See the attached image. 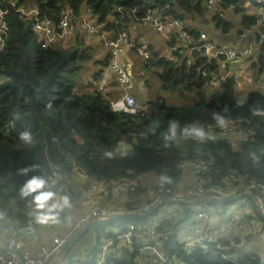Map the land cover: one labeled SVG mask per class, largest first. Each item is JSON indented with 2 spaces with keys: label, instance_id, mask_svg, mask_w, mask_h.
<instances>
[{
  "label": "trees",
  "instance_id": "obj_1",
  "mask_svg": "<svg viewBox=\"0 0 264 264\" xmlns=\"http://www.w3.org/2000/svg\"><path fill=\"white\" fill-rule=\"evenodd\" d=\"M207 4L208 0H16L15 6L35 7L43 19L54 23L66 9L75 16L87 11L110 34L132 27L140 29L138 21L150 8L164 16L183 19L194 41L200 32L208 35L207 30L218 36L234 31V22L222 18L220 13L233 8L237 14L244 9L242 0H217L213 9ZM15 6H11L10 0H0L7 27L5 45L0 50V218L7 228L30 225L31 201L36 193L22 197L20 190L32 177L46 180L43 191L55 178L58 184L66 187L71 202L76 171L82 175V190L91 182H103L111 192L115 183L133 181L135 184L121 196V207L111 209L110 204L102 205L110 211L134 214L142 213L150 201L145 198L147 191H180L186 182V173L191 179L198 177L206 187L214 186L226 192L239 193L252 179L264 184V116L253 115L254 109H264L261 90L252 89L240 94L230 78H220L218 87L210 86L209 78L203 77L200 70L206 68L210 74H219V63L207 62L196 53L178 54L176 60H166L162 57L164 48H178L181 44L171 33L165 38L162 49L154 50L150 45L151 59L139 57L137 65L143 72L155 75L161 90H176L175 93L186 95L187 103L171 104L158 96L142 100L140 95L133 93L135 100L146 107L135 114L114 112L110 109V101L117 95L113 90L115 87L104 94L96 84L83 82L82 74L92 56L82 48V35L71 36L68 45L43 47L33 22L21 17ZM239 22L240 28L235 34L248 38L240 44L253 40L258 44L249 65L251 74L257 78L258 74L264 73V39L260 37L264 34V25L257 14H243ZM252 29L256 31L253 36L249 32ZM209 37L216 39V36ZM138 39L132 35L131 41L137 45ZM216 44L221 43L216 41ZM109 57L102 67L108 65ZM100 71L91 81L99 78ZM148 77L144 76L145 85L142 86L147 87ZM238 101L243 104L238 105ZM214 112L224 115L229 125L235 123V132L222 134V129L213 120ZM171 122L178 125L177 136L166 142L162 134ZM193 124L210 131L214 138L206 141L183 138L179 129ZM240 130L246 133H236ZM23 132L31 135L30 142L20 139ZM257 146L259 157L242 162L243 154ZM106 152L113 155L107 157ZM198 163L205 164V168L197 172L194 165ZM186 165L189 166L185 170ZM52 166L58 168L55 174ZM145 173L154 174L155 180L144 186L138 185L140 176ZM161 175L168 176L171 182L161 185ZM254 195L261 199L264 209V196L258 191ZM202 198L205 199L191 204L199 206L198 210L184 202L179 204V209L173 210L176 216H162L166 218L163 225L167 227L161 238L162 250L169 258L165 264H264L254 251L242 248L250 240L248 237L240 239L239 235L236 241L208 243L207 249L195 248L189 252L181 249L178 233L182 224H189L197 218L199 210H207V207L216 209L219 206L220 211L226 213V208L244 199L243 206H249V213H242L238 224L248 223L251 219L264 223L255 199L250 196L229 202ZM169 203L161 201L156 211L140 218L96 222L86 233L94 231L95 243L99 246L104 239L116 236L115 233L124 231L129 224L137 228L153 220L157 211ZM238 232L241 234V230ZM118 244L119 240L113 241L105 264H143L135 244L129 248Z\"/></svg>",
  "mask_w": 264,
  "mask_h": 264
},
{
  "label": "built area",
  "instance_id": "obj_2",
  "mask_svg": "<svg viewBox=\"0 0 264 264\" xmlns=\"http://www.w3.org/2000/svg\"><path fill=\"white\" fill-rule=\"evenodd\" d=\"M10 1L11 6L16 5V0ZM216 1L217 0H208L207 6L210 9H213ZM246 2L255 5V14L260 17V22L262 25H264V0H242V3ZM15 10L21 17L33 22L34 30L36 31L43 47L63 43L74 29V23L78 24L80 28L88 35H97L103 32L102 44L109 47L108 53L113 61L100 71L99 78L95 80L97 89L105 94L108 93L112 87L118 88L117 96L110 101V109L114 112L135 114L139 111H142L146 107V105L137 102L133 94L130 92L134 85L133 77L135 75L133 70L115 61L119 53L126 49L133 51V53L138 55L143 60H150L152 57L149 51L150 45L146 39L140 36L138 39V44L135 45L128 36V31L125 30L112 33L110 36V33L104 31L94 17L89 18L88 12L75 16L70 9H66L61 13L59 21L54 23L53 21L43 19L39 14L38 9L35 7L28 6L25 8L21 6H15ZM4 15L5 11L0 10V50L5 45L7 33ZM220 15H222V12ZM138 24L140 25V29L155 31L163 35L165 38H167L169 34L174 33L180 40L181 44L178 45V48H164L162 57H164L166 60H176V55L178 54H184L186 56V53H196L199 57L206 59L207 62H218L221 69L219 74H210L206 68L200 70L203 77L209 78L208 84L212 87H218L220 78H230L235 82V87L239 90L242 85V74L245 72L248 73L250 71L249 65L251 64V59L254 57L258 46L254 40L242 44L238 49L230 45H216L215 40L210 38L206 32H200L199 38L197 41H194L189 34L186 28V23L183 19L177 16H164L161 14V12H158L153 8H150L146 12L145 16L138 21ZM260 37L264 39V34H260ZM189 62L190 61H188V63ZM263 78L264 73L257 75L256 80L258 81V86L254 87L253 89L261 90L264 94V86L262 85ZM113 82L116 84L115 86H112ZM235 125L236 124L233 122L230 123L227 128L222 129V134H225L226 132H235ZM236 133L245 134L246 132L240 130ZM182 137L185 138L184 136ZM187 166L189 165L184 166L185 170ZM194 168L198 172L199 170L205 168V164H195ZM55 169L58 170V168L54 166L52 171L54 172ZM77 174L81 177L79 173ZM191 182L195 183V186L192 187L193 189H189L187 191L188 193H186V188L182 191V193H180V191L171 192L169 189L147 191L146 195H150L151 199H148L150 201H148L143 207V212L149 210L155 203H160V199L164 196H168L170 202L174 200V202L178 203H184L189 199L197 197L222 198L227 196H235L237 194L246 192L254 193L255 191H258L264 196V184L254 179L248 180L242 187V191L239 193L235 191H221L214 186L206 187L198 179V177H193ZM133 184H135L133 181L115 183L111 188V192L118 194L123 191H127L128 187ZM53 189H55L59 195L68 194L66 187H64L62 184H58L55 178H53L50 186H48L44 191L53 192ZM82 192L83 195L80 202L81 213H79L77 219L70 225L68 229H66L65 233L62 234L61 237H53L51 243L41 246L36 254H32L29 251H23L19 257H16V249L20 248V243L17 240V234L25 233L33 236L36 234L40 225L34 224L31 227L20 226L16 229H12L10 234L11 236L7 240L5 247L0 249V264H57L54 260L55 257L57 255L61 256V253L65 251L63 250V247L66 242L78 230H80L88 220L91 222L88 229L92 230V225L94 223L106 221L109 215L112 213H117V211H110L101 203V197L108 192V185L106 183L91 182L87 188L82 190ZM258 199L259 204L261 207H263L261 199L259 197L257 200ZM244 203L246 202L244 199H242L238 206L230 209L227 214L230 220L238 219L239 213H249V209H246L248 206L244 207ZM176 208L179 209L180 206ZM208 211L209 210H199L197 218L206 220L208 218ZM62 216L63 213L61 214V217ZM164 219L166 218H162L161 215L156 214L153 220L145 224H140L137 228H135L133 224H129L124 231L115 233L116 236L112 238L104 239L99 246H97L95 243V232L91 231L90 235L92 242L90 247L81 254L78 253L77 250V257L71 262L66 261L64 264H105L110 254L109 249L114 240H122L131 246L133 244V240H138L141 238L143 239V237L147 238V240L141 241L139 245H136L141 254L140 259L142 263L165 264L166 262H169V258L166 254H164L161 243V238L167 231V227L163 225ZM231 225L234 226L235 223H231ZM207 228L208 227L202 230L196 225L194 227L192 226L194 232L193 238L185 241L178 240L181 249L187 252L195 248L207 249L208 243L216 242ZM176 261L177 260L174 259V262ZM179 263L183 264L182 262Z\"/></svg>",
  "mask_w": 264,
  "mask_h": 264
},
{
  "label": "crops",
  "instance_id": "obj_3",
  "mask_svg": "<svg viewBox=\"0 0 264 264\" xmlns=\"http://www.w3.org/2000/svg\"><path fill=\"white\" fill-rule=\"evenodd\" d=\"M242 7L244 9H241L240 11H238V13L236 14L233 10V8H229V9H224V11H222V18H227L228 20H231L234 22V31H232L230 34L228 35H216V33L214 31H210L207 30V33L209 36H216L215 43L216 41L221 43V44H216V45H232L233 47H236L237 49L239 48V46H241L242 43L240 44L243 40H247L248 38L246 36H242V37H238V34H235L236 31L239 30L240 28V20L243 14H246L247 16L250 15H254L255 14V5H253L252 3H243ZM82 12L83 13H86ZM89 14V13H88ZM89 18H93L92 16H90L89 14ZM238 23H239V27H238ZM243 31V30H242ZM249 32L252 34V36L256 33L255 30H249ZM81 34L82 36H80L81 38L83 37L84 39V43L82 44V48L86 50L87 53L91 54V60L88 62V64L86 65V69L83 72V82L87 85H94L95 81H91V79L93 77H95L98 72L100 71V69L104 68L102 67V65H104L107 57L109 56V47L106 45L102 44V33H99L97 35H88L86 34L78 24L74 23V29L72 30V32L68 35L67 42L65 43V41L63 42V45H68L70 43L69 38H71V36L73 35H77V34ZM109 33V32H108ZM128 34L130 39L132 38V35L134 37H143L144 39H146L149 43V45H151L154 50H160L165 46V37L163 35H160L159 33L152 31V30H148V29H138L136 27H132L128 30ZM245 35V34H244ZM111 36V34H110ZM133 51H130L128 49L122 51L121 53H119V55L117 56V58L115 59V61L117 63L122 64L123 66L132 69L133 70ZM137 60V59H134ZM113 59H111L110 57L108 58V64L110 62H112ZM132 62V63H131ZM135 62V61H134ZM133 66V67H132ZM148 79V78H147ZM255 79V80H253ZM134 80V77H133ZM113 86H115L116 84L113 82L112 83ZM115 84V85H114ZM142 85L144 84V80L142 82ZM262 85L264 86V78L262 80ZM258 86V81L256 80V78L251 74V70L248 73H243L242 74V85L239 89L240 94H244L246 92L251 91L254 87ZM114 92L118 91V88L115 87L113 88ZM147 87L146 86H141L140 84L136 83V81L134 80V85L133 88L131 89V93L135 94V95H140V97L142 98V100H148L151 98H154L155 96L152 95L151 93L147 92ZM117 96V95H116ZM115 96V97H116ZM158 97H161L165 100H167L168 97L173 98L174 101H178L179 99H183V101L186 99V95H180V94H175V95H164V94H157ZM156 96V97H157ZM139 102V101H138ZM139 103H143V102H139ZM187 103V101H186ZM57 171V169L54 170L53 173H55ZM148 173L143 174V176H147L149 181L150 180H154L156 177L155 175L152 176V174H148L151 175V177H149L147 175ZM79 175H81L79 173ZM75 176H77L76 178L80 179L77 174V171L75 174H73V180L74 183L72 184L73 189H75V193H74V198L72 199V207L69 210H66L63 213V216L61 217V222L55 225H45V226H40L37 229V232L35 235L30 236L28 234L25 233H18L17 234V240L20 243V248L16 249L15 252V256L19 257L23 251H29L32 254H36L38 252V250L40 249L41 246L43 245H47L50 244L53 237H61L62 234L65 233L66 229H68L70 227V225L77 219V216L79 215V213H81V207H80V202L82 199V183L80 182L78 184L75 183L76 179ZM82 177V175H81ZM186 182L184 181L183 183V190L186 188L187 184H191L192 179L191 176L186 173L185 174V178ZM148 182V181H147ZM53 192L56 193L58 196V192L53 189ZM200 199H205V198H193V199H189L187 204H189V206H191V208H194L196 210L199 209V206L197 205H191L192 203H195L196 201L200 200ZM239 203L235 204V207L238 206ZM170 207L172 209H170ZM233 206V208H235ZM174 208L172 207V205L169 203L168 205H163L161 208V216H166V217H172V216H176L173 210ZM213 209V210H210ZM228 209V210H227ZM231 206H229L228 208H226L227 212H221L220 207L218 206L216 209L214 207H207L208 211V218L206 220L203 219H198V218H194L191 222H189L190 224L182 226L179 233H178V239L180 241H185V240H189L191 238H193L194 232L192 229V226L194 227L195 225L200 227L202 230H204L206 227H208L207 229L210 231V233L212 234L213 238L215 239V241L218 240H224L223 237L225 236V228L228 227V223H229V217L227 216L228 212L230 211ZM225 210V209H222ZM163 211H165V214H162ZM117 212H123L121 210H118ZM239 217H242L241 213L238 214ZM238 217V218H239ZM238 220L239 219H235V222H233V224L235 223L234 226H232L233 228H236L238 231L241 230V234L242 232L245 231V228L249 225L254 226V224L257 222H255L254 219H251L248 221V223L243 222L242 224H238ZM244 224H249V225H244ZM259 224V223H258ZM52 226H55L54 229L52 228ZM50 228V229H49ZM90 230V229H88ZM8 236L6 237L5 241L0 243V249H3L7 243V240L9 239V237L11 236V230L9 229L8 231ZM240 236V234H238ZM39 237V238H38ZM260 237L262 238L263 241H259V243H253L250 242L249 244H247V246H242L243 249L248 250V251H254L255 254H257L258 257H260L262 263H264V235L260 234ZM147 240V238L143 237V239H138V240H133V244L135 245H139V243L141 241ZM253 244H257V246H253ZM261 244V245H260ZM118 246H124L126 248H129V244H126L124 241H120L119 240V244ZM76 244L74 245V249L77 252V248ZM90 247V246H89ZM234 249H237V247H233ZM65 254V258L66 261H68V258L70 257V252L69 251H64ZM77 257V255H76ZM75 257V258H76Z\"/></svg>",
  "mask_w": 264,
  "mask_h": 264
},
{
  "label": "clouds",
  "instance_id": "obj_4",
  "mask_svg": "<svg viewBox=\"0 0 264 264\" xmlns=\"http://www.w3.org/2000/svg\"><path fill=\"white\" fill-rule=\"evenodd\" d=\"M237 104L242 105L243 101H238ZM253 115L264 116V109H254ZM213 120L215 121L216 126L221 129L227 128L229 125V121L226 117L219 113H213ZM151 130L155 131L154 128ZM177 131V123L171 122L168 125L167 131L162 134L163 139L166 142L174 140L177 136ZM179 132L185 138H194L200 141H206L214 138L210 131H206L203 127L195 124L185 125L179 129ZM20 139L25 142H30L31 135L28 132H23L20 135ZM105 155L107 157H111L113 153L106 152ZM159 182L163 185L165 183H170L171 180L168 176L161 175L159 177ZM46 184L47 182L44 178L32 177L24 183L20 190L22 197H27L32 193H36V195L32 197L31 201L33 207L30 212L31 221L29 227H31L32 224L40 226L58 224L61 222V214L72 207L71 198L68 195L58 196L52 191H43Z\"/></svg>",
  "mask_w": 264,
  "mask_h": 264
},
{
  "label": "rangeland",
  "instance_id": "obj_5",
  "mask_svg": "<svg viewBox=\"0 0 264 264\" xmlns=\"http://www.w3.org/2000/svg\"><path fill=\"white\" fill-rule=\"evenodd\" d=\"M21 7H25V8H27L26 6H21ZM24 10H26V9H24ZM28 10V9H27ZM29 11V10H28ZM65 41V43L67 42V39H65L64 40ZM56 44V43H55ZM61 44H63V43H59V44H57V45H61ZM61 46H63V45H61ZM132 59H133V73H134V80L136 81V83H138V84H140L141 86H142V82H143V78H144V76H149L148 77V84H147V92H149V93H151L152 95H154L155 97L157 96V94H159V93H161V94H164V95H167V94H170V95H175L176 93V90H170V91H163V90H161V87H160V81L157 79L156 80V78H155V75H152V74H150V72H143L141 69H139V66L137 65V60H134V59H139V56L138 55H136V54H133V56H132ZM135 61V62H134ZM132 63V62H131ZM253 80H255V79H253ZM167 100H168V102L169 103H173V104H177V105H179V104H182V103H185L186 101L184 100L183 101V99H179L178 101H174L173 100V98H170V97H168L167 98ZM231 134H233V133H231ZM239 135H244V134H239ZM232 139H233V141H234V137H231ZM234 147H236L235 145H234ZM259 155H260V149H259V147L257 146V147H251V149L249 150V151H247V152H245L244 154H243V156H242V158H241V160H242V162H245V161H247V160H250V159H255L254 157H259ZM53 167L54 166H52V169H53ZM148 174H150V173H148ZM147 174V175H148ZM154 174H152V176H153ZM149 177H151V175H148ZM77 176H75V179H76V181H75V183L76 184H78V183H80L81 181H82V178L81 177H79V178H81V180L80 179H78V178H76ZM154 177V176H153ZM155 180V179H154ZM154 180H150L149 181V179H148V177L147 176H140V179H139V183H138V185L140 184V185H142V186H144V185H146V184H148V183H151L152 181H154ZM148 181V182H147ZM193 186H195V183H191V184H187V186H186V193H188L187 191L189 190V189H193L192 187ZM182 191H183V188H180V193H182ZM124 193H126V191H123V192H121V193H118V194H114V193H112V192H107V193H105L102 197H101V203H103L104 205H109L110 204V208L111 209H116V208H118V207H121L122 206V202H123V198H121V196L124 194ZM119 196V197H118ZM108 197H110L109 199H108ZM74 198V197H73ZM117 198H120V199H117ZM145 198H146V200L147 199H151V196L150 195H145ZM107 199V201L108 202H105V200ZM258 203H259V199H258ZM171 204H173L172 205V207L174 208L173 210H175V208L176 207H178V206H180L179 204L180 203H178V202H174V200L173 201H171ZM257 204V203H256ZM178 205V206H177ZM233 206L235 207V204H233L232 206H231V208H233ZM80 207H81V203H80ZM249 207V206H248ZM246 208V209H249V208ZM170 209H172L171 207H170ZM262 209H263V207H262ZM173 210H171V211H173ZM114 211H116V210H114ZM158 213H157V215H161V208L157 211ZM263 215H264V210H263ZM233 222H235V219H231V220H229V223H228V227H226L224 230L226 231L225 232V236L223 237V239L224 240H228L229 242H232V241H236L237 240V236H238V234H239V232H238V230L236 229V228H233L232 227V225H231V223L233 224ZM259 223V224H258ZM190 224V223H189ZM183 226H185L186 224H182ZM188 225V224H187ZM244 225H246V224H244ZM54 227L55 226H52V228L54 229ZM50 229V228H49ZM8 231H9V228H7V225H6V223H4L3 221H2V219L0 218V243H2V242H4L5 241V239H6V237L9 235L8 234ZM260 234H262V235H264V223L263 222H257V224L255 223L254 224V226H251V225H249V226H247L246 228H245V231L244 232H242V234H240V239H244L245 237H248L249 238V242H253V243H259V241H263L262 240V238L260 237ZM39 238V237H38ZM91 242H92V238H91V235L90 234H85L77 243H76V248H77V250H78V253H83L85 250H87L88 248H89V246H90V244H91ZM243 244V243H242ZM241 245V244H240ZM261 245V244H260ZM253 246H257V244H253ZM65 252H62L61 253V256L60 255H57L56 257H55V262L57 263V264H64L65 262H66V258H65ZM78 255V254H77Z\"/></svg>",
  "mask_w": 264,
  "mask_h": 264
},
{
  "label": "water",
  "instance_id": "obj_6",
  "mask_svg": "<svg viewBox=\"0 0 264 264\" xmlns=\"http://www.w3.org/2000/svg\"><path fill=\"white\" fill-rule=\"evenodd\" d=\"M250 196L252 198L255 199L256 203H257V197L254 195V193L252 192H246V193H241V194H237L235 196H227V197H222V198H218V197H209V199L214 200V201H218V202H229V201H236L239 200L242 196ZM161 201H170L168 196H164L160 199ZM159 207V202L155 203L149 210L144 211L140 214H134V213H128V212H117V213H112L111 215H109L107 217L108 219H124V218H131V219H135V218H140L142 216H145L147 214H150L154 211H156ZM257 207H258V211L260 212V215L262 216V218L264 219V215H263V209L261 207V205L259 203H257ZM90 220H88L84 226L78 230L64 245L63 250L65 251H69L70 252V257L68 258V261L71 262L73 259H75L76 257V251L73 248L74 245L86 234V232L88 231V228L90 227Z\"/></svg>",
  "mask_w": 264,
  "mask_h": 264
}]
</instances>
